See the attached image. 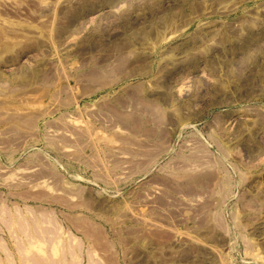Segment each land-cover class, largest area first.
I'll return each instance as SVG.
<instances>
[{
	"label": "rangeland",
	"instance_id": "374dc122",
	"mask_svg": "<svg viewBox=\"0 0 264 264\" xmlns=\"http://www.w3.org/2000/svg\"><path fill=\"white\" fill-rule=\"evenodd\" d=\"M12 256L264 264V0H0Z\"/></svg>",
	"mask_w": 264,
	"mask_h": 264
},
{
	"label": "crops",
	"instance_id": "0c3cea01",
	"mask_svg": "<svg viewBox=\"0 0 264 264\" xmlns=\"http://www.w3.org/2000/svg\"><path fill=\"white\" fill-rule=\"evenodd\" d=\"M16 220L18 217L16 216ZM4 264H94L89 262L88 258L86 261L83 258H69V257H30V256H12L6 260H2Z\"/></svg>",
	"mask_w": 264,
	"mask_h": 264
}]
</instances>
